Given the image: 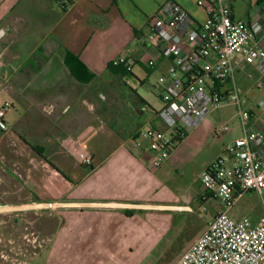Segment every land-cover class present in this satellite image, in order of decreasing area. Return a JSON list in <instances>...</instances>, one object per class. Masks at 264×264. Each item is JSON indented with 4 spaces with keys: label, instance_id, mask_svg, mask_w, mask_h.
Returning a JSON list of instances; mask_svg holds the SVG:
<instances>
[{
    "label": "crops",
    "instance_id": "crops-1",
    "mask_svg": "<svg viewBox=\"0 0 264 264\" xmlns=\"http://www.w3.org/2000/svg\"><path fill=\"white\" fill-rule=\"evenodd\" d=\"M166 1L0 0V79L7 73L4 94L10 99L1 105L10 102L14 110L12 119L7 114L10 131H0V144L6 141L7 148L12 146L25 155L22 190L29 200L34 198L26 204L0 206V214L4 220L8 214V219L15 220L27 210L53 213L50 264L154 263L169 234L164 223L167 212L188 208L165 191L163 173L167 166L176 164L180 150L202 147L207 159L196 179L201 191L202 173L224 151L222 138H212L218 127L213 113L189 131L166 164L156 168L150 154L135 145L139 128L148 120L140 108H130V130L124 134L103 131V119L96 113H91L92 117L89 113L85 120L82 108L72 111L73 103L86 101L75 89L90 83H80L70 75L64 63L66 53L78 57L96 78L120 57L140 61L147 54L152 19ZM173 1L197 22L206 19L198 0ZM263 7L264 0H239L233 4V14L249 21L255 9H261L258 16H264ZM27 42L30 46L26 47ZM38 52L44 54L46 62L37 68L26 61ZM10 62L20 65L10 66ZM166 64L168 61L162 60L150 69L138 65L150 75L163 73ZM240 80V91L248 98L245 108L256 115L263 113L257 104L264 90L255 89L252 80L242 76ZM87 107V112L92 111L90 104ZM83 137L93 157L92 166L82 165L76 157ZM31 145L37 146L42 157ZM4 150L3 157L13 161L15 157ZM213 209L210 220L222 206ZM234 211L232 217H246ZM263 215L264 209L254 222Z\"/></svg>",
    "mask_w": 264,
    "mask_h": 264
},
{
    "label": "built area",
    "instance_id": "built-area-1",
    "mask_svg": "<svg viewBox=\"0 0 264 264\" xmlns=\"http://www.w3.org/2000/svg\"><path fill=\"white\" fill-rule=\"evenodd\" d=\"M237 1L198 0L197 6L206 15L199 23L181 5L168 0L152 19L147 60L120 57L114 61L131 72L136 64L150 69L168 61L167 72L158 82V86L166 83L158 97L161 107L152 109L154 117L140 128L135 141L136 147L150 154L156 168L215 110L233 105L240 121L241 136L225 146L200 179L202 201H217L222 210L175 264H264V215L257 222L232 217L249 192L259 196L264 209V112L256 115L246 109L248 98L240 91V76L264 90V16H258V8L249 21L235 18ZM3 79L0 89L6 85L7 73ZM257 105L264 110V97ZM11 107L10 102L0 106L3 133L10 131L6 118ZM149 107L143 104L140 110L146 113ZM232 124L218 126L215 137L229 134ZM77 149L80 163L92 166L87 138H81Z\"/></svg>",
    "mask_w": 264,
    "mask_h": 264
},
{
    "label": "rangeland",
    "instance_id": "rangeland-1",
    "mask_svg": "<svg viewBox=\"0 0 264 264\" xmlns=\"http://www.w3.org/2000/svg\"><path fill=\"white\" fill-rule=\"evenodd\" d=\"M27 46H30L28 42ZM26 58L24 55L23 60ZM147 58V55L143 54L140 60L145 61ZM42 61L46 62V58L44 54L38 52L33 59L26 62L38 68V66L42 67L40 64ZM10 63V66L17 67L22 61L20 63ZM167 66L166 64L162 71L163 73L167 72ZM163 73L158 71L148 75L138 64L134 65L132 74L127 76H117L109 71H99L98 78L94 79L90 85H83L81 88L75 89L77 93L82 92L83 99L86 101L85 103H81L82 101L73 103L72 111H75L76 108H82L85 113L81 115V118L85 120L88 119L89 113L90 115L91 113H96L103 119L101 123L103 131L106 129L105 132H112L113 130L124 134L130 130V108L137 110L144 104L139 100L140 98L150 107L160 109L161 101L158 97L162 94L166 83L158 86V82L160 75ZM0 83H2L1 79ZM6 86L8 84L0 89V105L6 100H10L5 99L4 89L7 88ZM73 99L79 98L74 97ZM88 104L92 106V111L90 112L86 111L89 109L87 107ZM150 107L148 112L145 113L146 120L154 117V111ZM8 114V117L12 119L14 110H8ZM235 114L236 108L233 105H226L215 110L212 114L218 126L223 123L233 122L232 131L224 137H220L226 145L236 137L241 136L240 121ZM214 137L213 133L212 138ZM1 144L0 193H18L22 197L28 198V194L22 190V171L24 170L22 169L24 167L22 160L25 159V155L23 152L15 151L12 146L7 148L5 146L7 145L6 141ZM181 144L178 143L175 149ZM4 149L8 150L10 157H15L13 161L8 162L3 157ZM175 149L164 164L170 160ZM201 149L202 147L180 150L177 154L180 157L177 159L176 164L171 167L167 166L163 173L165 175L163 177L165 191L176 196L180 199V203L186 204L188 208L180 213L167 212L168 220H165L164 223L169 229V234L161 243L160 253L152 264H174L180 259L204 234L208 222L212 220L210 218L214 211L213 208L219 205L214 200L203 202L200 195V186L196 179L200 174L203 162L207 159ZM234 213L246 216L253 221L256 220L263 213L261 199L254 192L247 193L236 205ZM33 216L36 220L32 222ZM9 217H11V214L6 215V219ZM55 220L56 216L49 211L43 213L38 210L21 212V215L16 219L15 227L12 226L8 231L9 233L7 232L5 236L0 235V264H50L51 247L49 238L51 225ZM0 227H3V225H0Z\"/></svg>",
    "mask_w": 264,
    "mask_h": 264
},
{
    "label": "trees",
    "instance_id": "trees-1",
    "mask_svg": "<svg viewBox=\"0 0 264 264\" xmlns=\"http://www.w3.org/2000/svg\"><path fill=\"white\" fill-rule=\"evenodd\" d=\"M35 56V55H34ZM32 57V59L34 58ZM64 63L66 67L68 68L70 75L78 82L84 83V84H89L91 83L94 79H96L95 74H93L88 67L75 55H73L70 52L66 53ZM108 71L112 73L113 75L117 76H127L132 74L131 71H128L124 65H115L114 62H110L108 64ZM144 102V101H142ZM145 104V103H144ZM152 108V107H151ZM188 135V134H187ZM184 138H186V136ZM181 142V141H179ZM178 142V143H179ZM32 149L36 154L42 157L41 151L37 148L35 145H31ZM50 164L51 162L48 161ZM52 165V164H51ZM58 172L62 174V172L55 166L52 165Z\"/></svg>",
    "mask_w": 264,
    "mask_h": 264
},
{
    "label": "flooded vegetation",
    "instance_id": "flooded-vegetation-1",
    "mask_svg": "<svg viewBox=\"0 0 264 264\" xmlns=\"http://www.w3.org/2000/svg\"><path fill=\"white\" fill-rule=\"evenodd\" d=\"M1 186V183H0ZM32 197L30 200H33ZM27 197H22L18 193H11V192H2L0 193V206H4L6 204H26L28 201H30ZM37 214V213H35ZM30 216V215H29ZM2 219V215L0 214V225H3V227H0V235L5 236V234L9 231V229L13 226L15 227L16 219ZM36 218L33 216L32 222L35 221ZM9 233V232H8Z\"/></svg>",
    "mask_w": 264,
    "mask_h": 264
}]
</instances>
